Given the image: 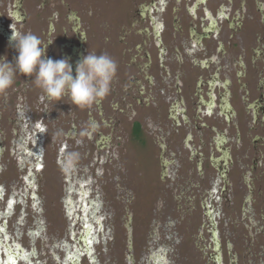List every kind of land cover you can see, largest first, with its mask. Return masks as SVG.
<instances>
[{"label":"flooded vegetation","instance_id":"af4514ba","mask_svg":"<svg viewBox=\"0 0 264 264\" xmlns=\"http://www.w3.org/2000/svg\"><path fill=\"white\" fill-rule=\"evenodd\" d=\"M18 32L117 71L83 109L0 94V264H264V0H0Z\"/></svg>","mask_w":264,"mask_h":264},{"label":"clouds","instance_id":"9594fccd","mask_svg":"<svg viewBox=\"0 0 264 264\" xmlns=\"http://www.w3.org/2000/svg\"><path fill=\"white\" fill-rule=\"evenodd\" d=\"M10 44L17 53L13 61L0 56V94L6 93L17 76L30 77L41 99L64 101L78 108L91 106L110 92V85L117 71L116 61L107 53L89 52L75 65L69 58L52 59L47 56V45L36 35L15 33Z\"/></svg>","mask_w":264,"mask_h":264},{"label":"rangeland","instance_id":"374dc122","mask_svg":"<svg viewBox=\"0 0 264 264\" xmlns=\"http://www.w3.org/2000/svg\"><path fill=\"white\" fill-rule=\"evenodd\" d=\"M32 95H33V94H30V97H31ZM47 168H48V172L50 171L51 175L53 174L52 171H57L55 168H53V167H51V166H48ZM50 173H49V174H50ZM55 175H56V174H55ZM49 176H50V175H48L47 178H48ZM156 189H157V188H155L154 191H156ZM133 193H136V192H134V188H133ZM15 206H16V205H15ZM46 206H47L48 209H49V208L52 209V213H53L54 210H55V209H53V206H57V203H56V201H55V199H54V201L47 202V203H46ZM165 206H166V208H165L166 211H165V212H167V211L170 212V215L172 216V213H171V212H172V211H171L172 208H171V207L173 206V204H171V202H170L169 204H167V205H165ZM12 208H14V204H13ZM54 208H55V207H54ZM16 209H18L17 206H16ZM2 210H3V209H2ZM1 222H2V218H0V224H1ZM149 223H150V221H149ZM149 228H150V226H149ZM58 245H60V244H58ZM61 247H62V249L58 250L57 253L65 252V251H64V248H65L64 245H61ZM17 249H18V247H17ZM60 254H61V253H60Z\"/></svg>","mask_w":264,"mask_h":264}]
</instances>
